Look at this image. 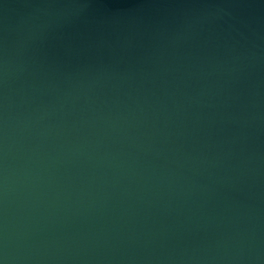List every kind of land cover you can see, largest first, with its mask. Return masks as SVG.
I'll use <instances>...</instances> for the list:
<instances>
[{
  "label": "water",
  "instance_id": "1",
  "mask_svg": "<svg viewBox=\"0 0 264 264\" xmlns=\"http://www.w3.org/2000/svg\"><path fill=\"white\" fill-rule=\"evenodd\" d=\"M0 264H264V0H0Z\"/></svg>",
  "mask_w": 264,
  "mask_h": 264
}]
</instances>
